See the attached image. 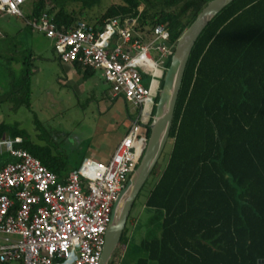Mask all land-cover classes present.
I'll return each instance as SVG.
<instances>
[{
  "label": "trees",
  "instance_id": "trees-1",
  "mask_svg": "<svg viewBox=\"0 0 264 264\" xmlns=\"http://www.w3.org/2000/svg\"><path fill=\"white\" fill-rule=\"evenodd\" d=\"M107 1L31 0L24 21L46 14L67 30L78 20L103 25L108 18H136L143 40L165 24L175 45L210 0H117L105 6ZM32 58L29 53L26 62ZM95 72L87 67L83 77ZM31 93L29 73L12 79L7 92L29 109ZM155 111L156 105L148 138ZM35 123L42 124L36 117ZM6 135L22 136L23 147L60 179L78 167L51 140H32L19 123L0 122V138ZM168 142V160L145 200L162 220L161 232L141 240L147 256L135 264H264V0H234L203 30L188 60ZM2 160L0 166L12 158ZM124 237L125 231L121 242Z\"/></svg>",
  "mask_w": 264,
  "mask_h": 264
},
{
  "label": "built area",
  "instance_id": "built-area-1",
  "mask_svg": "<svg viewBox=\"0 0 264 264\" xmlns=\"http://www.w3.org/2000/svg\"><path fill=\"white\" fill-rule=\"evenodd\" d=\"M27 2L0 0V14L25 18ZM26 21L51 40L60 62L100 70L113 97L138 112L106 161L86 157L62 179L23 147L22 136L0 138V155L12 158L0 166V233L6 235L0 264H100L114 205L147 147L146 126L166 71L152 50L167 58L170 33L159 24L145 41L136 18H108L103 25L78 20L67 30L46 14Z\"/></svg>",
  "mask_w": 264,
  "mask_h": 264
},
{
  "label": "rangeland",
  "instance_id": "rangeland-1",
  "mask_svg": "<svg viewBox=\"0 0 264 264\" xmlns=\"http://www.w3.org/2000/svg\"><path fill=\"white\" fill-rule=\"evenodd\" d=\"M116 1L109 0L105 6ZM22 10L25 17L28 16L31 2L24 4ZM26 24L22 17L0 14V29L5 33L0 38V122L19 123L36 142L43 144L47 143V139L51 140L58 145V150L67 155L71 166H79L88 156H95L100 162L106 161L115 149L111 146L112 141L124 135L119 124H116L119 130L114 131L108 125L110 119L112 123L116 121L114 114L124 111L123 101L111 98V86L100 70L83 81L82 85L67 78L51 40ZM29 53L33 54V58L26 62ZM152 54L164 67L167 58L157 56L155 50H152ZM26 73L30 74L31 79V109L16 104L20 97L7 94L11 80ZM157 102L156 98L155 105ZM130 115L135 118L137 113L132 110ZM35 117L42 123L40 127L35 123ZM122 124L124 126V121ZM171 148L168 142L159 160L157 174L149 178L136 199L127 221L125 237L114 256L118 264H135L138 258L146 257L141 240L160 235L162 220L145 206V200L165 166ZM5 155H0V161L4 160ZM4 237L6 235L0 233V241ZM149 264L156 262L150 260Z\"/></svg>",
  "mask_w": 264,
  "mask_h": 264
},
{
  "label": "water",
  "instance_id": "water-1",
  "mask_svg": "<svg viewBox=\"0 0 264 264\" xmlns=\"http://www.w3.org/2000/svg\"><path fill=\"white\" fill-rule=\"evenodd\" d=\"M233 1L210 0L175 45L169 41L165 42L168 47L174 48L173 55L171 63L165 71L155 115L149 124L151 132L147 147L138 167L129 178L114 205L100 264H110L114 259L136 199L167 146L185 70L197 39L213 18Z\"/></svg>",
  "mask_w": 264,
  "mask_h": 264
},
{
  "label": "crops",
  "instance_id": "crops-1",
  "mask_svg": "<svg viewBox=\"0 0 264 264\" xmlns=\"http://www.w3.org/2000/svg\"><path fill=\"white\" fill-rule=\"evenodd\" d=\"M21 30H22V28H21ZM60 64H61V67H62V70H63L64 74H66V77L67 78L70 77L72 79V81H77V82L79 81V83L82 85L83 81H85L87 79V78L83 77V70L79 69L77 65H74V64H63L62 62H60ZM64 80H66V79L64 78ZM80 84H78V85H80ZM111 98L113 100L119 99V98H114L113 95H112ZM123 103H124V106H123L124 111H122L121 113L114 114V116L116 118V121H114L115 124H114V122L112 123V120L110 119V122L108 123V125L111 126L112 127L111 129H113V131H114V130H119V127L117 128L118 125H116V124H119L120 128L125 133L127 130H124V128H126V126L128 124H129L128 125V128H129V126L131 125V123L134 120V119H130L131 111L133 110V111H135L137 113L138 110L133 105H131L129 103H126L125 101H123ZM123 121H124V126L122 124ZM119 139L120 138L117 137L115 140L112 141L111 146H112L113 149L115 148V146L119 142ZM88 157H91L93 159L96 158L95 156H88Z\"/></svg>",
  "mask_w": 264,
  "mask_h": 264
}]
</instances>
